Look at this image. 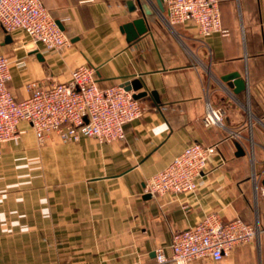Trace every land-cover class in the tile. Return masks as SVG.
<instances>
[{
	"label": "crops",
	"instance_id": "0c3cea01",
	"mask_svg": "<svg viewBox=\"0 0 264 264\" xmlns=\"http://www.w3.org/2000/svg\"><path fill=\"white\" fill-rule=\"evenodd\" d=\"M42 1L72 44L49 50L0 23L14 96L31 95L34 80L68 81L88 63L101 87L140 79L133 91H147L144 113L115 142L40 144L20 123L19 137L0 145V264H161L156 250L170 255L173 234L212 211L259 224L260 237L191 264H264V0H219L228 34L208 37L191 21L170 25L156 0H142L155 13L132 41L124 25L143 14L130 0ZM232 73L245 89L224 79ZM209 106L222 109V124L204 123ZM195 141L219 145L197 190L149 196L148 177Z\"/></svg>",
	"mask_w": 264,
	"mask_h": 264
},
{
	"label": "built area",
	"instance_id": "2783aa9c",
	"mask_svg": "<svg viewBox=\"0 0 264 264\" xmlns=\"http://www.w3.org/2000/svg\"><path fill=\"white\" fill-rule=\"evenodd\" d=\"M165 17L172 26L193 22L203 37L223 27L219 0H163ZM0 23L8 31L26 32L34 43L49 50L63 51L72 44L42 0H0ZM12 78L11 58L0 52V145L19 137V125L27 121L40 144L48 140L77 142L93 137L100 142L126 138V124L144 113L133 90L122 84L101 87L96 67L82 63L73 69L68 81L30 83L33 93L18 100L8 86ZM223 111L209 106L203 118L206 125L222 124ZM219 151L218 143L195 141L163 170L146 180V192L153 197L183 193L198 188V178ZM264 194V190H263ZM262 228L242 217L224 220L217 211L205 214L194 226L176 231L167 248L156 250L158 263L191 264L195 259L221 260L233 249L258 241Z\"/></svg>",
	"mask_w": 264,
	"mask_h": 264
},
{
	"label": "water",
	"instance_id": "95a60500",
	"mask_svg": "<svg viewBox=\"0 0 264 264\" xmlns=\"http://www.w3.org/2000/svg\"><path fill=\"white\" fill-rule=\"evenodd\" d=\"M157 6L160 9V11L165 12V6L163 0H156ZM129 4L131 5V10L140 9L142 11L143 16L135 19L132 22L127 23L124 25V28L127 32L128 40L132 41L136 39L140 34H143L147 31L148 27L146 24V16L151 15L155 13V10L150 8L149 1H142V0H130ZM62 29H64L61 22H59ZM11 37V35H9ZM225 80L229 82V85L231 87H234L236 92L242 91L245 89V81L240 77L238 73H232L228 75L227 77H224ZM234 80V81H231ZM123 86H125L128 90H139L143 87V82L140 79H135L133 81L124 83ZM147 91L137 92L135 93L136 98H141L142 96L146 95ZM156 95V92H155ZM238 155L244 154L245 151L242 148L241 145H238ZM149 194V193H148ZM150 196V194H149Z\"/></svg>",
	"mask_w": 264,
	"mask_h": 264
},
{
	"label": "rangeland",
	"instance_id": "374dc122",
	"mask_svg": "<svg viewBox=\"0 0 264 264\" xmlns=\"http://www.w3.org/2000/svg\"><path fill=\"white\" fill-rule=\"evenodd\" d=\"M59 142H61V141H59ZM256 192H257V191H256ZM259 193H260V194H259ZM258 194L261 196V191H260V190H258ZM258 194H257V195H258Z\"/></svg>",
	"mask_w": 264,
	"mask_h": 264
}]
</instances>
